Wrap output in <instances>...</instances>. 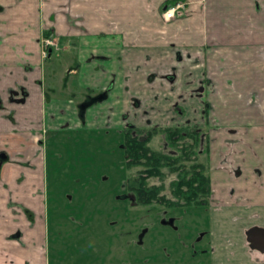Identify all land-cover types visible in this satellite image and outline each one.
<instances>
[{
	"label": "crops",
	"instance_id": "crops-1",
	"mask_svg": "<svg viewBox=\"0 0 264 264\" xmlns=\"http://www.w3.org/2000/svg\"><path fill=\"white\" fill-rule=\"evenodd\" d=\"M175 1L0 0V264L86 261L53 235L75 229L60 215L127 208V125L207 128L211 264H264V0H182L166 21ZM45 33L73 49L61 75ZM89 91L105 96L81 107Z\"/></svg>",
	"mask_w": 264,
	"mask_h": 264
},
{
	"label": "rangeland",
	"instance_id": "rangeland-1",
	"mask_svg": "<svg viewBox=\"0 0 264 264\" xmlns=\"http://www.w3.org/2000/svg\"><path fill=\"white\" fill-rule=\"evenodd\" d=\"M72 52L73 49L70 52H64L62 49L57 50L59 54L55 63L58 64V74L63 72L64 64L69 63L67 61L73 60ZM95 139L98 143L99 138ZM80 144L77 156H84L87 151L83 150L87 145L85 142L84 146L80 147ZM157 144L153 142L152 146L158 148ZM95 152L97 159L106 157L108 152L113 157L119 153L115 147L110 150L97 147ZM68 154L73 157L74 150H70ZM34 157L38 165L39 157L37 154H34ZM122 161L125 162L124 157ZM118 167L114 168L117 170ZM90 168L96 170L95 167ZM75 169L78 172L82 170L80 166ZM97 169L100 170L98 175L107 174L111 170L108 165L105 167L98 165ZM58 171L65 175L71 173L72 169L66 164L59 166ZM36 173L38 175V168ZM54 174L57 175V171H54ZM101 184L97 183V188ZM58 186L62 191L68 192L65 194L72 196L70 190L72 183L68 189L64 182L58 183ZM52 190L50 188V193ZM96 190L94 189V191ZM77 191L79 192L78 189ZM52 194L57 195V192ZM77 196L79 195L75 194L73 199L68 197V201L70 203L72 201V205L75 204L76 207L81 203V199ZM95 196H90L89 201H98ZM55 199L53 198V201ZM210 204L209 200L207 206L167 207L160 204L130 205L128 202L127 208L112 215V218L119 216L111 222L108 221L109 217L102 209L89 215L79 212L67 213L60 216L65 219L66 223L76 225L73 233H71V229L64 228L57 236L53 235V240L56 242V239H60L65 242L62 243L64 244L62 251L64 256L79 255L83 257L85 255L86 261L81 260L76 264H211ZM68 237L72 239V244H69ZM223 264L239 263H237V259H230Z\"/></svg>",
	"mask_w": 264,
	"mask_h": 264
},
{
	"label": "trees",
	"instance_id": "trees-1",
	"mask_svg": "<svg viewBox=\"0 0 264 264\" xmlns=\"http://www.w3.org/2000/svg\"><path fill=\"white\" fill-rule=\"evenodd\" d=\"M45 37L52 36L45 33ZM104 96L102 92L89 91L80 106ZM122 133L130 205H208L211 181L206 127L127 125ZM153 142L158 143V148L152 146Z\"/></svg>",
	"mask_w": 264,
	"mask_h": 264
},
{
	"label": "built area",
	"instance_id": "built-area-1",
	"mask_svg": "<svg viewBox=\"0 0 264 264\" xmlns=\"http://www.w3.org/2000/svg\"><path fill=\"white\" fill-rule=\"evenodd\" d=\"M185 7H186V3L182 0H178L173 3H170L164 7L162 17L166 21L173 20L180 15V13L185 9ZM43 43L45 47L44 50L45 57L47 56L48 48L58 47V40L54 37H45L43 39Z\"/></svg>",
	"mask_w": 264,
	"mask_h": 264
},
{
	"label": "flooded vegetation",
	"instance_id": "flooded-vegetation-1",
	"mask_svg": "<svg viewBox=\"0 0 264 264\" xmlns=\"http://www.w3.org/2000/svg\"><path fill=\"white\" fill-rule=\"evenodd\" d=\"M55 38V37H54ZM57 39V38H56ZM58 40V39H57ZM61 49V46H60V43H59V40H58V47L56 48V47H50V48H48V51H47V56H46V58H48L50 55H51V53L53 52V51H57V50H60ZM126 198H127V200H128V195H127V192H126ZM210 200H211V197H210ZM129 202V201H128ZM254 239L255 240H257L258 241V243L260 244V242H261V240H263V239H258L257 237H254ZM261 245V244H260Z\"/></svg>",
	"mask_w": 264,
	"mask_h": 264
}]
</instances>
